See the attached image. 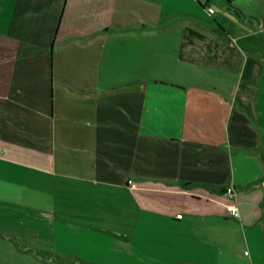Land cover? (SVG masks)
I'll use <instances>...</instances> for the list:
<instances>
[{"label": "crops", "instance_id": "crops-1", "mask_svg": "<svg viewBox=\"0 0 264 264\" xmlns=\"http://www.w3.org/2000/svg\"><path fill=\"white\" fill-rule=\"evenodd\" d=\"M129 1L0 0V232L49 257L219 264L243 245V264H264V146L235 102L260 91L193 78L261 86L264 28L221 26L213 0ZM134 37L149 72L123 88L105 45L133 55Z\"/></svg>", "mask_w": 264, "mask_h": 264}, {"label": "rangeland", "instance_id": "rangeland-1", "mask_svg": "<svg viewBox=\"0 0 264 264\" xmlns=\"http://www.w3.org/2000/svg\"><path fill=\"white\" fill-rule=\"evenodd\" d=\"M225 1V0H224ZM222 0H213L214 5L217 8L218 13H221L219 22L221 26L225 28H231L233 32H248L249 30H256L264 28V0H259L258 3L251 4L250 8L246 6V10H242L239 7H235L236 5L224 2ZM128 10L130 13H143L148 7L142 2V0H130L129 1ZM201 6V5H199ZM202 7V6H201ZM253 9L254 11H251ZM223 10V12H222ZM260 38H257L259 37ZM257 37H254L256 41L259 43L260 51L262 52L263 64H264V32ZM253 39V37L251 38ZM125 42V41H124ZM142 39L140 37H134L130 39V43L128 47H125V53L127 50L129 52L135 53L133 55H122V50H118L117 48V40H112V43L108 41V44L105 45L106 48H109V45H113L116 60L114 62V71L111 67L104 64V68H107L110 73L114 72V79L115 82L124 83L122 87L128 86H141V82H137L135 84L126 85V82L131 80V76L140 75L146 76L147 71L144 63V57L142 54H136L137 50H139V46L142 45ZM124 47V44H122ZM110 46V48H111ZM111 49L107 50L108 53ZM249 54V52H247ZM118 58V59H117ZM127 62V63H125ZM125 63V64H123ZM135 63V64H134ZM130 65V68L125 66ZM148 67V66H147ZM110 68V69H109ZM105 70V69H104ZM149 70V68H148ZM107 73H104V77ZM202 77H207L212 81H205L202 80ZM242 73L241 71L235 73V71H228V70H216V69H208L203 66H197V72L194 75V79L196 80V84H201V86H212L215 87L214 81H217L220 84L221 92L224 94H235V97L238 95L239 97L243 96V90L245 89H252L253 92L260 91L259 94L261 97H255V92L252 97L245 96L244 100H238L235 102L237 106L240 108L242 104H249V109L246 110L248 116L252 120L253 127L255 126L260 133V146H264V71H262V85L260 86L261 81L259 79L255 82H252V85L246 86L242 82ZM217 88V87H216ZM242 95V96H241ZM246 100V99H250ZM255 99L257 101H255ZM252 104V105H251ZM251 107V108H250ZM120 232V231H118ZM123 232V231H122ZM110 235V233H106ZM114 238L118 239L119 241L125 240L124 237L117 235L114 231ZM108 251L107 254H93L91 256L84 257H49L48 254L38 253L33 249H30L27 246H24L20 243H17L13 238L5 235L4 233L0 232V264H118L119 261H113V253ZM244 254L243 245H237L230 247L223 255H220L219 264H243L245 259L242 257ZM122 253L119 254L121 256ZM90 259H87L89 258ZM126 257V256H124ZM92 258V259H91ZM102 258V259H101ZM110 260L111 262L107 261ZM124 262V263H123ZM119 264H148L144 261H140L138 263L132 261H120Z\"/></svg>", "mask_w": 264, "mask_h": 264}, {"label": "built area", "instance_id": "built-area-1", "mask_svg": "<svg viewBox=\"0 0 264 264\" xmlns=\"http://www.w3.org/2000/svg\"><path fill=\"white\" fill-rule=\"evenodd\" d=\"M206 9H207V11H208V13H209L210 15L214 14V12H215V8H214L213 6L207 5V6H206ZM129 183H132V181H130ZM234 191H235V188H234L233 186H229V187H227V188L225 189V194L228 195V196H230V197H233V195H234ZM230 212H231L233 215H235V216L238 215V209H237L236 207H231V208H230ZM177 216H178V217H182V213H179Z\"/></svg>", "mask_w": 264, "mask_h": 264}, {"label": "trees", "instance_id": "trees-1", "mask_svg": "<svg viewBox=\"0 0 264 264\" xmlns=\"http://www.w3.org/2000/svg\"><path fill=\"white\" fill-rule=\"evenodd\" d=\"M227 3H231V1L230 0H225ZM207 4V3H206ZM207 6V5H206Z\"/></svg>", "mask_w": 264, "mask_h": 264}]
</instances>
